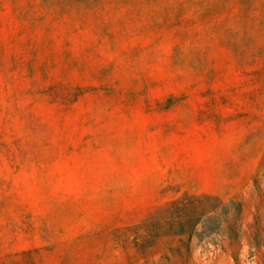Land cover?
<instances>
[{"label":"rangeland","instance_id":"rangeland-1","mask_svg":"<svg viewBox=\"0 0 264 264\" xmlns=\"http://www.w3.org/2000/svg\"><path fill=\"white\" fill-rule=\"evenodd\" d=\"M0 264H264V0H0Z\"/></svg>","mask_w":264,"mask_h":264}]
</instances>
